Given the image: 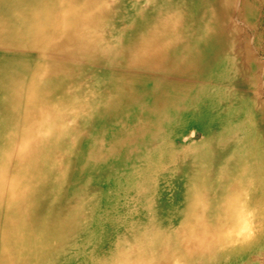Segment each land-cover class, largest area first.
I'll return each instance as SVG.
<instances>
[{
	"label": "bare ground",
	"instance_id": "obj_1",
	"mask_svg": "<svg viewBox=\"0 0 264 264\" xmlns=\"http://www.w3.org/2000/svg\"><path fill=\"white\" fill-rule=\"evenodd\" d=\"M260 51L264 0H0V264L57 255L63 229L39 207L64 187L77 141L95 164L104 155L96 144L120 149V139L166 127L205 124L242 135L238 147L257 142ZM229 89L239 95L221 93ZM232 156L216 184L201 177L189 188L175 244L137 250L134 264H217L260 247L264 159Z\"/></svg>",
	"mask_w": 264,
	"mask_h": 264
},
{
	"label": "rangeland",
	"instance_id": "obj_2",
	"mask_svg": "<svg viewBox=\"0 0 264 264\" xmlns=\"http://www.w3.org/2000/svg\"><path fill=\"white\" fill-rule=\"evenodd\" d=\"M255 56L264 63L263 51ZM241 64L235 57V69L229 70L234 73ZM263 82L262 97L255 101L256 111L264 104ZM86 87L90 89L91 83L83 85V93ZM231 91L221 93L225 97L230 93L239 95L234 89ZM168 128L160 135H142L126 144L120 139V149L117 140H104L96 144L103 151L104 162L96 164L89 158H80L85 155V147L81 142L74 143L68 157L72 166L64 176V187L53 191L48 202L39 207L44 217L53 218L54 225L61 226L64 232L59 243L50 237V243L59 246L58 253L44 264H134L139 261L134 255L137 250L170 247L175 244L174 236L184 232V208L193 184L201 177L216 184L221 174L231 171L234 149L254 151L264 159V127L257 121L253 132L257 142L252 146L238 147V143H243L242 135L231 139L228 130L208 129L205 124L173 134ZM95 134L84 131L82 136ZM219 135L227 136V142L220 143ZM52 204L56 208H51ZM251 206L250 209L257 204ZM2 237L0 233V242ZM243 255L217 264H264V240L258 249L246 250Z\"/></svg>",
	"mask_w": 264,
	"mask_h": 264
}]
</instances>
